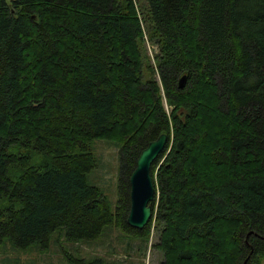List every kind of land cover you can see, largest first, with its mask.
Wrapping results in <instances>:
<instances>
[{
    "label": "trees",
    "instance_id": "1",
    "mask_svg": "<svg viewBox=\"0 0 264 264\" xmlns=\"http://www.w3.org/2000/svg\"><path fill=\"white\" fill-rule=\"evenodd\" d=\"M162 133L140 230L130 176ZM95 139L120 147L115 208L88 179ZM154 224L160 264H264V0H0V238Z\"/></svg>",
    "mask_w": 264,
    "mask_h": 264
},
{
    "label": "rangeland",
    "instance_id": "2",
    "mask_svg": "<svg viewBox=\"0 0 264 264\" xmlns=\"http://www.w3.org/2000/svg\"><path fill=\"white\" fill-rule=\"evenodd\" d=\"M145 4L146 0H137ZM148 53L153 57L159 52L158 45L147 41ZM97 165L88 174L91 184L101 188L115 208L118 200L120 174V147L107 139L91 142ZM161 229L155 224L151 228L149 242L135 238L116 226L107 227L96 240H69L65 229L56 230L47 245L40 243L28 249L18 248L9 238H0V264H69L68 255L76 257H103L106 261L121 264H160L164 260L162 251L154 247L160 240Z\"/></svg>",
    "mask_w": 264,
    "mask_h": 264
},
{
    "label": "water",
    "instance_id": "3",
    "mask_svg": "<svg viewBox=\"0 0 264 264\" xmlns=\"http://www.w3.org/2000/svg\"><path fill=\"white\" fill-rule=\"evenodd\" d=\"M187 74L180 79V87H184ZM169 143V135L162 133L152 140L141 151L136 167L130 176V210L127 222L134 228L144 229L153 217V203L157 195L156 182L152 174V166L164 152Z\"/></svg>",
    "mask_w": 264,
    "mask_h": 264
}]
</instances>
